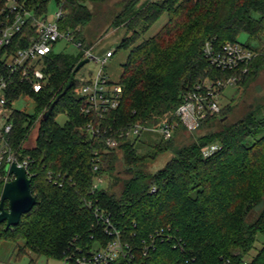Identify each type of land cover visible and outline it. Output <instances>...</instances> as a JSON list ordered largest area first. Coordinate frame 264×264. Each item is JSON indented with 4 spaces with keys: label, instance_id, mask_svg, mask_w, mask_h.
Segmentation results:
<instances>
[{
    "label": "trees",
    "instance_id": "trees-1",
    "mask_svg": "<svg viewBox=\"0 0 264 264\" xmlns=\"http://www.w3.org/2000/svg\"><path fill=\"white\" fill-rule=\"evenodd\" d=\"M6 1L0 0V28L10 16L4 11ZM21 1L36 17L47 15L54 1L64 11L61 30L73 31L86 44L83 28L93 16L89 2L100 0ZM138 1L130 0L114 22L129 27L117 48L129 51L118 80L123 88L120 105L103 116L86 112L77 73L71 80L84 59L82 52L54 47L43 56L45 79L35 89L22 69L13 72L9 66L36 34L32 23L10 44L0 43V78L8 80V106L13 109L11 145L30 157L36 197L18 225L6 228V222L0 223V243L13 244L7 264H23L25 257L28 264H40L43 257L63 262L79 249L103 246L113 236L105 231L101 213L110 217L128 245V255L109 264H218L226 258L244 264L258 236L264 237V114L250 111L229 122L232 107H226L208 114L189 142L175 141L178 129L185 128L177 109L186 93L207 80L250 82L264 68V0H147L134 9ZM164 14L168 20L163 27L143 37ZM242 34L248 36L246 42L240 41ZM206 42L216 48L240 43L256 56L223 70L204 54ZM23 96L33 99L34 114L14 107ZM60 114L67 116L64 124L57 120ZM165 122L176 124L170 139L150 143L141 134L126 135L134 124L157 127ZM37 123L35 146L25 148L23 142ZM92 123L99 128L94 139ZM111 137L118 139L117 146L107 145ZM212 144L218 148L204 155L202 148ZM166 152L171 155L161 168L148 167L147 159ZM119 161L129 171L125 177ZM105 174L113 178L112 184L101 181L93 189ZM177 242L182 247H175ZM251 261L264 264V245Z\"/></svg>",
    "mask_w": 264,
    "mask_h": 264
},
{
    "label": "built area",
    "instance_id": "built-area-1",
    "mask_svg": "<svg viewBox=\"0 0 264 264\" xmlns=\"http://www.w3.org/2000/svg\"><path fill=\"white\" fill-rule=\"evenodd\" d=\"M4 11L9 12V17L0 28V43L2 45L10 44L12 38L27 25L28 22L36 29V34L32 37L29 44L25 48L17 51L16 56L9 62L11 71L17 69L23 70V77L34 84L35 89H39L45 79V73L42 67L43 56L50 53L55 43L64 41L74 44L84 58L95 60L99 63L100 68L96 73L81 76L80 95L86 98L88 106L87 113H97L103 116L106 112L116 109L120 105L123 88L118 81H113L106 72V64L116 52L115 49H108L104 55H96L94 53L95 46H87L81 39H78L73 31L61 30L59 21L64 11L59 7L54 17L47 15L36 17L32 11L25 10L21 0H7ZM12 14V15H11ZM204 54L217 67L228 70L248 63L256 53L248 47H244L240 43L227 42L222 48H216L211 42H206L204 46ZM235 78L228 79L227 83H233ZM226 83V84H227ZM224 84L223 80L214 83L210 80L203 84H198L193 90L185 94L183 102L177 109V115L189 130H195L200 127L202 121L208 114H215L221 111L219 100V89ZM8 80L0 78V191L1 188L15 175L10 173V166L16 163L18 166L25 167L28 175H33L31 171V160L29 156H23L17 153L11 145V131L13 123L11 115L13 109L9 107V99L7 97ZM175 124L165 122L157 127L165 139H170L174 134ZM155 127H145L137 123L126 131L127 136H138L143 130H154ZM99 128L94 123L89 125V133L91 138H96ZM119 143L116 138H108L107 145L115 147ZM218 147L216 144L207 145L202 148L204 155H209ZM96 163L94 168L99 169ZM100 185V178L95 181L93 189ZM155 188H153V191ZM97 214L99 209L96 210ZM103 216L105 231L113 236L103 246L91 248L88 251L79 249L77 252L67 255L62 264H109L119 257L128 255L127 247L122 240L120 231L113 224L109 216ZM175 247H182L180 242ZM218 264H233L230 258L223 259ZM244 264H252L251 260L244 259Z\"/></svg>",
    "mask_w": 264,
    "mask_h": 264
},
{
    "label": "rangeland",
    "instance_id": "rangeland-1",
    "mask_svg": "<svg viewBox=\"0 0 264 264\" xmlns=\"http://www.w3.org/2000/svg\"><path fill=\"white\" fill-rule=\"evenodd\" d=\"M129 1L130 0H100L97 2H89V7L93 12V16L92 19L87 23L85 28H83L86 45H94V53L96 55H104L105 52L110 48L116 50L114 56L110 58L106 64V72L113 81H118L120 79L122 73V64L125 62L129 51L126 49L117 50L120 42L127 34H129V27L126 26V22H122L120 23V25H114V22L116 18L119 17L121 12L125 9ZM146 1L147 0H139L137 3H135L134 9L141 8ZM57 10L58 6L56 5V3L54 1L50 2L47 16L50 18L54 17V14L57 12ZM167 19V15H162L156 21V23L143 34V37L148 38L156 34L167 22ZM138 28L141 29V25L139 26L138 24ZM247 40L248 36L246 34H242L240 36V41L246 42ZM54 47L57 51L67 53L76 54L79 52V49L74 44L66 43L64 41H58L57 43H55ZM99 68V63H97L95 60H90L82 68H80V70L77 72V76L81 77L83 75L87 76L90 73H96ZM244 70L247 71V68H245ZM227 81L228 80L224 81V84L219 89L221 111L223 108L225 109L227 107L226 109H228V107H232L230 112H228L229 117L226 118V120H229V122H234L244 117V115H246V113L250 111H257L258 115L264 114V68L259 72L255 79L251 80L250 82L248 79L247 82H249V84L247 85V82H245V80L238 82L234 81L233 83L229 84L227 83ZM78 93L80 94V90ZM14 107L16 109L24 110L28 114L35 113V103L29 96L21 97L15 102ZM57 120L61 124H64L67 121V116L65 114H60L57 116ZM34 125L30 129L26 140L23 142L25 148H32L35 146L39 124L37 123ZM183 125L185 126V124ZM201 125L198 129H195L193 131L189 130L187 126H185V128H179L177 134L175 135V141L184 143L189 142L190 139L193 138L191 133H199L201 130L200 128H202ZM157 127H155L154 130L144 131L140 136L141 140L148 139L150 143L158 142L159 140H161V138H163V135L159 131H157ZM139 144L141 143H138V145ZM145 149L146 148H143L144 151H146ZM170 155V152H166L159 155L156 160L147 159L146 163H148V167H150V169L155 171L165 164ZM118 166V170H120V174L122 175V177H125L129 174V171L127 170L123 161H119ZM101 181L104 185L110 186L113 182V178L109 174H105L102 178L100 177V183ZM263 245L264 237L259 235L254 248L247 255L246 259L251 260L256 257V255L262 249ZM12 251L13 244L10 241L4 240L0 243V264L9 263V258L12 254ZM28 262L29 259L27 257L22 260L23 264H28ZM39 263L62 264L60 260L50 259L48 261L44 257L40 259Z\"/></svg>",
    "mask_w": 264,
    "mask_h": 264
},
{
    "label": "water",
    "instance_id": "water-1",
    "mask_svg": "<svg viewBox=\"0 0 264 264\" xmlns=\"http://www.w3.org/2000/svg\"><path fill=\"white\" fill-rule=\"evenodd\" d=\"M89 61V58H84L77 64L71 80ZM10 173L14 174L15 178L7 182L0 191V223L6 222V228L18 225L22 215L32 210L36 204V197L32 191L33 175L29 176L27 169L16 163L10 166ZM6 201L9 203L8 208L5 207Z\"/></svg>",
    "mask_w": 264,
    "mask_h": 264
},
{
    "label": "crops",
    "instance_id": "crops-1",
    "mask_svg": "<svg viewBox=\"0 0 264 264\" xmlns=\"http://www.w3.org/2000/svg\"><path fill=\"white\" fill-rule=\"evenodd\" d=\"M164 15H167V14H164ZM164 15H163V16H164ZM167 17H168V16H167ZM167 20H168V19H167Z\"/></svg>",
    "mask_w": 264,
    "mask_h": 264
}]
</instances>
